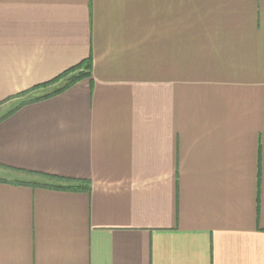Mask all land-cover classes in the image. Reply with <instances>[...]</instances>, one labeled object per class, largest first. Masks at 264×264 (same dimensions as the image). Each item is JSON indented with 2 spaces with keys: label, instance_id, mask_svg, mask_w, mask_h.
I'll return each mask as SVG.
<instances>
[{
  "label": "crops",
  "instance_id": "0c3cea01",
  "mask_svg": "<svg viewBox=\"0 0 264 264\" xmlns=\"http://www.w3.org/2000/svg\"><path fill=\"white\" fill-rule=\"evenodd\" d=\"M0 115V264H264V0H0Z\"/></svg>",
  "mask_w": 264,
  "mask_h": 264
},
{
  "label": "trees",
  "instance_id": "16d2710c",
  "mask_svg": "<svg viewBox=\"0 0 264 264\" xmlns=\"http://www.w3.org/2000/svg\"><path fill=\"white\" fill-rule=\"evenodd\" d=\"M91 73H92V58H88L82 61L81 63H79L78 65L68 69L64 73L58 75V77L55 78L54 80L48 83H45L43 85H40V87L38 86V88L43 89V88H47L51 85H55L58 83V86L52 88L49 92L41 96L29 98L25 100L24 102L20 103V105L17 108H15L12 112H10L7 115V117L26 104L46 100L48 98H51L53 96H56V95H59L65 92L66 90L74 86L76 83L80 82L81 80L87 77H90ZM29 92L30 91H27L23 96H25ZM31 174L34 175V173H31ZM44 178L48 182L47 181H24V182L22 181L20 183L24 185H31V186L43 187V188H52V189L62 190V191H86L89 189V187L86 186L83 181L56 178V177H50V176H45Z\"/></svg>",
  "mask_w": 264,
  "mask_h": 264
},
{
  "label": "rangeland",
  "instance_id": "374dc122",
  "mask_svg": "<svg viewBox=\"0 0 264 264\" xmlns=\"http://www.w3.org/2000/svg\"><path fill=\"white\" fill-rule=\"evenodd\" d=\"M13 103H14V102H13ZM11 107H13L12 104H10V105L8 106V108L4 110V112L7 111V110H9V109H12ZM0 116H1V115H0Z\"/></svg>",
  "mask_w": 264,
  "mask_h": 264
}]
</instances>
